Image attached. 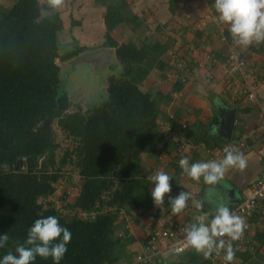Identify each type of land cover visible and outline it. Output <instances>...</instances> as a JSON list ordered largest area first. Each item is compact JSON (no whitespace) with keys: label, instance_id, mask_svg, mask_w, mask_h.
<instances>
[{"label":"trees","instance_id":"trees-1","mask_svg":"<svg viewBox=\"0 0 264 264\" xmlns=\"http://www.w3.org/2000/svg\"><path fill=\"white\" fill-rule=\"evenodd\" d=\"M40 1L14 0L8 8L0 6V235L7 233L10 238L0 248V259L9 251L15 253L17 244L26 240L37 219L55 216L72 233L60 264H116L130 260L144 251L145 241H140L134 251L131 249L135 239L128 225L132 222L127 225L119 212L128 209L138 214L135 218L139 221H133L138 224L154 211L150 183L139 176L143 170L141 155L158 153V116L161 106L171 101L170 95L158 90L143 92L140 87L151 68H162L160 58L166 46L158 42L118 45L111 32L136 18L126 14V0H95L106 8L105 46L115 49L121 72L107 78L105 101L85 112L80 108L70 111L68 97L60 90L56 63L62 21L58 12L41 15V9H51L41 6ZM84 51L83 47H75L65 58ZM54 123L76 143L75 166L83 185L75 208L89 218L67 221L54 208L39 202L54 193L59 178L57 169L52 170L57 165V147L51 139ZM200 141L208 143L204 138ZM20 161L24 169H17ZM113 178L118 179L119 186L111 197L110 211L99 212L96 208L101 195ZM151 216L154 221L160 217ZM235 257L247 260L251 254L235 252ZM33 264L53 261L37 257ZM150 264L211 263L195 251H188Z\"/></svg>","mask_w":264,"mask_h":264},{"label":"crops","instance_id":"crops-1","mask_svg":"<svg viewBox=\"0 0 264 264\" xmlns=\"http://www.w3.org/2000/svg\"><path fill=\"white\" fill-rule=\"evenodd\" d=\"M46 1L41 0L43 3ZM127 1L129 3L127 14L134 16L136 21L132 22L133 24L124 22L116 26L111 32L113 40L118 45L132 42L137 46H139L140 41L146 44L158 42L165 45L166 42L173 40L177 44V51L166 48L163 58L172 56L176 61L181 60L189 66L182 72V70L175 67V64H172L176 73L175 76H177L175 81H171L167 75H161L162 72L155 70L157 72L156 79L159 78L160 81H164L159 86L160 92L170 95L171 101L160 108L157 120L159 133L156 138L158 153L153 156L142 154L141 162L142 165L149 166V169H151L154 160L158 156L166 159L168 157L173 159L178 157L176 161H171L167 166L166 172L169 173L171 179L178 177V180L175 183L170 181L172 190L165 197V200L173 195V186L177 187L175 192L178 191V194L185 191L190 193L191 196L188 207L182 213L174 215L171 211L159 215L157 222L168 221L176 216L181 217L183 220L194 221L197 216L202 214H208L206 221H209L220 204H227L230 208L243 199L250 184L263 171L264 81L258 84L255 91L256 102H249L239 93L240 89L237 83L240 82V76L233 75L230 78V75L226 74V64L232 55H239L246 61L247 65L244 72L248 73L247 79L251 78L250 73L257 74L264 69V43L254 44L246 50H242L235 45L228 29L226 30L228 27L217 20L218 14L214 8V0H174L171 6L170 0ZM66 4L68 9L65 7L64 11L68 10V14H65V16L72 15L75 28L81 27L84 30V36L80 37V42L83 41L89 44L105 42L104 16L106 8L103 4L95 0H70V3L66 0ZM142 8H145L146 11L144 12L146 13H139ZM59 16L63 30L65 26H68V23L66 24L67 18H64L60 13ZM95 33L99 36L96 39L90 36ZM190 47H193L194 50ZM100 48L108 49L109 55L93 61L98 62V65L99 63L104 64L106 62L107 64L109 62L115 69H118L116 71L121 70L115 56V49L103 46ZM68 52H71V50ZM152 74L153 72H150L142 86L149 82ZM217 80L222 82L215 84ZM174 86L179 87V89L174 91ZM205 91L207 94H205ZM235 91H238L236 99L234 98ZM209 93L217 95L215 97L220 111V120L228 117L230 113H234L233 128L229 135V138H232L229 142L246 137L253 140L249 149L240 151L247 160V167L243 170L229 168L223 180L215 186L206 184L203 179L193 181L179 167V160L184 157L188 158L190 164L211 160L219 161L224 158L219 155V149L228 142L224 140L222 135L217 134L219 133V130L215 131L217 126H214L215 135H213V140H224L222 143L218 142L220 143L219 146L212 147L208 140V143L205 144L200 141L201 139H197L199 141L197 143L196 140L189 143L188 137H186V134L190 133L189 131H193L195 134L199 132L200 128L192 127V124L202 126L200 121H209L212 118L216 124V116L209 110L212 104V96H209ZM209 111L210 113H208ZM217 123L219 125V122ZM182 125H186V129L183 130ZM152 157L154 158L153 161ZM161 168L163 170L166 165L161 166ZM157 172H154L151 176ZM195 201H202L203 208H196ZM150 221L154 220L145 218L134 228L132 224H129L130 234L135 239L131 248L133 251L137 244L145 239L144 227ZM233 264H264V239L255 247L249 259L242 260L235 257Z\"/></svg>","mask_w":264,"mask_h":264},{"label":"clouds","instance_id":"clouds-1","mask_svg":"<svg viewBox=\"0 0 264 264\" xmlns=\"http://www.w3.org/2000/svg\"><path fill=\"white\" fill-rule=\"evenodd\" d=\"M67 6L66 0H47V8L53 12H60ZM214 8L218 14V22L228 27V32L235 45L242 50L264 43V0H214ZM41 15L46 9H41ZM222 160L189 163L187 157L179 160V167L193 181H203L215 186L223 180L229 168L243 170L247 167V160L236 147H226ZM154 187L151 197L156 207L164 205L165 197L171 192V177L164 171H159L151 177ZM190 193L181 191L170 199L173 214H180L188 207ZM198 209L203 208L202 201H195ZM208 214L196 217L197 223L185 229L186 247L202 254L205 259L213 253H224L226 264H233L235 250L232 241L242 238L247 227L245 219L234 214L227 204H220L212 217L206 223ZM225 237L228 238L226 242ZM71 231L61 226L55 216L37 219L29 228L27 238L18 243L15 253L9 251L0 259V264H33L37 257L47 260L51 258L53 264H60L67 253V245L71 242ZM7 233L0 235V248H4L9 241ZM181 251L183 249H180Z\"/></svg>","mask_w":264,"mask_h":264},{"label":"rangeland","instance_id":"rangeland-1","mask_svg":"<svg viewBox=\"0 0 264 264\" xmlns=\"http://www.w3.org/2000/svg\"><path fill=\"white\" fill-rule=\"evenodd\" d=\"M13 2L14 0H0V6L8 8L13 4ZM40 3H41V6L47 7V1L45 3L40 1ZM68 3H70V0H68ZM128 8H129V3H128ZM66 9H68V7H66ZM144 11H146L145 8H142V11H139V13L140 14L146 13ZM51 12L52 10H49L48 12H46L45 15H49ZM59 13L62 14L64 18H67L66 24L68 23V26L67 27L65 26V28L57 34V43L59 46L60 56H59V59L56 61V63L60 69V82H61L60 90L62 93H65L66 96L68 97V100L70 103V111H74L77 108H80L83 112H85L88 108L95 106V105H99L100 103H102L103 101L107 99V78L110 76H118L121 70L116 71L118 69H115V67L109 64V62L107 64L106 62L104 64L99 63L98 65L97 64L98 62H96L97 59L96 61L88 60V61H84L81 64H73L72 61L80 54L75 57L69 58V59L65 58L66 55L70 53L68 51L71 50L72 52L75 49V47H83L85 51L82 53H86V52H93V51L99 50L101 49L100 48L101 46L103 47H106V46H105V42L103 43L95 42L92 44H89L83 41L80 42L79 41L81 40L80 37L84 36V33H83L84 30H82L81 27L75 28L74 24L71 23V21H73L72 15H69L68 17L65 16V14L66 15L68 14V10L64 11V8H63ZM227 29L228 28H226V30ZM90 36L94 39L99 37L97 33L90 35ZM166 43L167 44L165 45L167 49H173L177 51V44L175 41L171 40ZM141 44H144V42L140 41L138 45L140 46ZM163 57L164 56L162 55L160 58L162 68H158L157 66H154L153 68H151V72H153V74L150 77V80L148 83H145L143 86L141 85L140 87L141 91L148 90L153 93H155L157 90L160 91L159 86L162 85L164 81L163 82L162 80L160 81L159 78L156 79L157 72L155 70L162 72L161 75H165V76L167 75L169 79H171V81H175L177 79V76H175L176 74L175 70L172 67V64H175L176 60L172 58V56H166L165 58ZM165 67H167V69H165ZM220 81L217 80L215 84H219ZM160 82L161 84H159ZM212 89H215V88H212ZM205 94H207L206 91H205ZM209 94H208L209 96H212V98L210 97L212 100L211 102L212 104L209 110L215 114L216 116L215 120L219 122V125L217 122L216 124L214 123L213 118L210 119L209 121L202 120L200 121L202 122L201 123L202 126H200V124L199 125L192 124V127L196 126L200 128L199 132L195 134L193 131H189L190 133H187L186 137H188L187 139L189 143H193L194 140H196V143H197V139L204 138L209 141L212 147H215L216 145L219 146L218 144L222 143L224 140H226L229 143L232 137L229 138L230 137L229 135L227 134L225 135V133L227 132L223 128V125L220 124V122L223 123V121L222 119L220 120V113H219L220 111L218 109V104H217L218 102L216 101L217 99L215 97L217 95L213 93H209ZM236 98L237 97H235V99ZM210 111L208 113H210ZM214 126H217L215 128V131L219 130V133L217 134L222 135V137H224V140H221V141L220 139L215 140V141L213 140L214 139L213 135H215ZM51 134H52L51 139L57 147L55 150V159H56L57 165L52 170L57 169V172L59 173L58 174L59 178L57 182L54 184V190H55L54 193L49 198H47L45 201L43 199H40L39 202L42 205H49L51 208H54L57 211V213L61 216V218L67 221L71 218H76V219L77 218L78 219L89 218V216L88 215L86 216V214L85 216L81 215L79 211L75 208V203L79 195V191L81 189V186L83 185V179L79 176L78 170L75 166L76 158H75L73 151H74V147L76 146V143L72 141V139L68 137L63 131H61V129L55 123L52 125ZM189 143L187 144L189 145ZM171 152L173 153V151ZM177 158L173 159L172 157L171 158L168 157L166 159L163 157L160 158L158 156V158L154 160V158L152 157V161L154 160V163H153V166H151V169H149V166L145 167L144 165H142L143 170H141V167H140V170L142 172L140 173L139 176L143 179H146V180L148 179L147 181L150 183V185L148 186L149 191L151 190V188L154 187V184L151 180V177H152L151 175L157 171L166 172L168 168L167 167L168 164L171 163V161L173 160L176 161ZM63 159H65L64 163L61 164ZM40 164H41V160L39 161V166ZM164 165H166V168L162 170L161 166H164ZM22 166H23L22 161H20L17 169H20V168L24 169ZM167 174L169 175V173ZM177 180H178V177H174L171 179L173 183H175ZM118 186H119L118 179L113 178V179L108 180L106 188L104 189V192L101 195L99 205L96 208L97 211L99 212L110 211L109 206H110L111 197L113 193L115 192V190L118 188ZM176 188L173 186L174 193H172L173 195H171L169 198L165 200L163 206L156 207L154 205V211L156 210V212L153 211L152 214H147V215H150V216H147V218L152 219L153 216L151 215H163L165 213H170L172 211L170 199L178 195V191L175 192ZM119 215L122 216V219H124L127 225H128V222H132L133 228L134 226L138 225L137 223L133 222L134 220L139 221L136 219L138 214L134 212L131 213V211H129L128 209H125V210H122V212L120 211ZM174 215H178V214H174ZM141 221H144V219H140V222ZM130 229L128 228L129 233H130L129 231ZM120 233L121 231H118L116 234L120 235ZM168 257H173V256L169 255Z\"/></svg>","mask_w":264,"mask_h":264},{"label":"built area","instance_id":"built-area-1","mask_svg":"<svg viewBox=\"0 0 264 264\" xmlns=\"http://www.w3.org/2000/svg\"><path fill=\"white\" fill-rule=\"evenodd\" d=\"M190 49H193V47H190ZM226 65V74L230 75V78L233 75H238L241 78L239 79L240 82L237 83L240 89L239 93L245 97V100L256 102L255 91L257 90L258 84L264 81V69L261 68L262 70L257 74L250 73L249 76L251 78L247 79L248 73L244 72L247 64L244 58L239 55H232ZM175 67L182 70V72L186 69V65L181 60L176 61ZM237 95L238 91H235L234 98ZM181 128L183 130L186 129V125H182ZM262 136L264 140V131ZM252 143L253 140L249 137L229 142L219 149V155L221 157L226 155L224 152L226 147H236L239 151H244L249 149ZM230 210L234 214L242 216L247 225L242 238L231 242L233 249L235 252L253 253L255 247L264 239V167L262 174L250 184L245 197L231 206ZM210 221H206V223ZM194 223H197V221L183 220L179 216L170 218L165 222H148L144 227L145 242L143 250L146 253H143L144 251L142 253H136L130 260H123L116 264H150L153 261L161 262L163 258L169 255L176 257L188 251H194L182 243L186 235L185 229ZM225 240L228 242L227 237H225ZM180 249L183 250L181 251ZM223 256V252L220 255L213 253L208 259L211 264H226Z\"/></svg>","mask_w":264,"mask_h":264},{"label":"water","instance_id":"water-1","mask_svg":"<svg viewBox=\"0 0 264 264\" xmlns=\"http://www.w3.org/2000/svg\"><path fill=\"white\" fill-rule=\"evenodd\" d=\"M109 50L108 49H99L93 52H86V53H82L79 56H77L72 63L73 64H81L84 61H88V60H94V59H98V58H104L105 56L109 55ZM223 123L221 122V124L223 125V128L226 130V134L230 135V132L232 131L233 128V121H234V113H230L228 115V117H225L222 119Z\"/></svg>","mask_w":264,"mask_h":264}]
</instances>
